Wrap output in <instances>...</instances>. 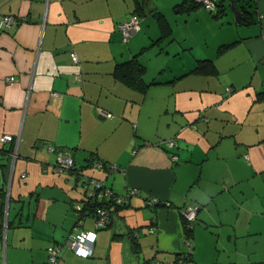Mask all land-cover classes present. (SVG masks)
Here are the masks:
<instances>
[{
  "label": "crops",
  "instance_id": "crops-1",
  "mask_svg": "<svg viewBox=\"0 0 264 264\" xmlns=\"http://www.w3.org/2000/svg\"><path fill=\"white\" fill-rule=\"evenodd\" d=\"M181 1L0 0V136L14 138L0 142V264H46V248L77 228L95 232L92 252L63 245L59 264H264V0L250 2L249 24L229 0L215 14L200 1L175 12ZM131 14L139 29L124 42ZM134 57L144 89L116 75ZM50 145L71 152L74 171L46 170ZM86 176L137 190L121 206L103 197L105 226L75 211Z\"/></svg>",
  "mask_w": 264,
  "mask_h": 264
},
{
  "label": "built area",
  "instance_id": "built-area-1",
  "mask_svg": "<svg viewBox=\"0 0 264 264\" xmlns=\"http://www.w3.org/2000/svg\"><path fill=\"white\" fill-rule=\"evenodd\" d=\"M200 1L206 8L210 11L215 10L216 6L214 0H196ZM20 20L13 15H3L1 17V22L4 26H11L13 24H17ZM118 28L122 33V40L125 42L130 37L134 31L139 29V16L137 14H131L127 19L123 20L118 24ZM72 61H77V56L74 52L70 54ZM12 78H7V81H10ZM101 114L106 117H110L111 113L101 110ZM14 141V138L11 134H3L0 136V142H8ZM165 145L167 148H172L176 145L174 138H169L165 141ZM17 147V142L15 144V148ZM49 151L54 154V161L51 167L46 168V170L50 169L55 173L63 174L71 172L75 168L74 158L69 150L66 149H55L54 146H48ZM173 158H176V155H172ZM109 171L118 170V166L115 164H109ZM95 167H101L102 164L99 161L94 162ZM21 178H26V172H22L20 174ZM78 185L84 189L86 198L83 203H75V211L78 215H83L84 211L82 208L86 206L89 202H93L96 200H101L104 196L109 197L113 200L114 203H124L127 201L128 197L137 192L136 188L129 189L126 194L118 195L115 194L108 186L104 184L101 179H98L93 176H86L78 180ZM154 200V199H152ZM79 211V212H78ZM93 212L95 216V225L96 227L105 226L109 219V210L105 207H101ZM197 207L193 205L186 206L182 212L181 216L183 220L186 222V227L191 228L193 222L196 218ZM85 213L87 211L85 210ZM77 228V227H76ZM95 238V232L91 230H79L78 228L72 234H70L63 244H51L49 245L47 250V259L46 264H59L60 260V252L62 246H68L72 249L77 255L87 257L92 252V245ZM169 264V263H163ZM192 264V263H188Z\"/></svg>",
  "mask_w": 264,
  "mask_h": 264
},
{
  "label": "trees",
  "instance_id": "trees-1",
  "mask_svg": "<svg viewBox=\"0 0 264 264\" xmlns=\"http://www.w3.org/2000/svg\"><path fill=\"white\" fill-rule=\"evenodd\" d=\"M229 1L231 3H233L234 5H236L242 11V15L244 17V18H242L243 20L241 19L243 21L242 23L249 24V23L253 22V18H251V16H249V11L251 10V8H253L252 4L250 3L252 0H229ZM241 1H242V4H240ZM214 3H215L216 8H219L222 4V0H218V2H217V0H214ZM197 5H198V1H196V0H182L181 2L175 4L173 9L175 12H187L190 9L195 8ZM215 12H216V10L213 11L214 14H215ZM153 15L158 22L160 30L163 32L164 29L167 27L166 18L164 17V15L160 11H157V10H155L153 12ZM143 74H144V66H143V64H141V62H138V60L135 57L132 59H129L125 62L119 63L117 65L116 75L118 76L119 79L126 82L130 86H135L137 88H143V89L146 88L147 83H145L143 80ZM100 163L102 164V167H104L105 169L108 170V167H109L108 163H102V162H100ZM109 164H113V163H109ZM74 170L75 169H73L72 171H74ZM102 199L103 198H101V200L89 202L86 206H84L82 208V211L85 212V210H86L87 213H93V212H96L95 210L98 208L108 207L109 203L105 202ZM152 199H154V200H152ZM149 201L151 204H155V205L156 204L164 205V203H166V202H164V200H160V199L155 198V197L150 198ZM4 202H5V195H4ZM4 202L2 200V196H1V192H0V204H2ZM111 202L113 204H115L113 201H111ZM123 204H125V203H116V206H121ZM107 209H109V208H107ZM195 220H196V218H195ZM182 223H183V228H184L186 235L189 236L193 225L191 228L186 227V222L183 220V218H182Z\"/></svg>",
  "mask_w": 264,
  "mask_h": 264
},
{
  "label": "rangeland",
  "instance_id": "rangeland-1",
  "mask_svg": "<svg viewBox=\"0 0 264 264\" xmlns=\"http://www.w3.org/2000/svg\"><path fill=\"white\" fill-rule=\"evenodd\" d=\"M217 2H218V0H217ZM240 4H242V1L240 2ZM208 10V9H207ZM228 11H229V13L230 14H228L229 16H233L234 17V15H233V9H232V7H228ZM232 13V14H231ZM173 28H174V25L172 26ZM180 28V27H179ZM202 29H203V26H199L198 28H197V32L195 33V34H198L199 36L201 35V34H203V33H205V32H207L205 29L202 31ZM178 33H179V35L180 36H183V35H188V34H192L193 32L189 29V28H187V27H181L179 30H178ZM209 34H211V32L209 33ZM180 46H181V44H180Z\"/></svg>",
  "mask_w": 264,
  "mask_h": 264
},
{
  "label": "water",
  "instance_id": "water-1",
  "mask_svg": "<svg viewBox=\"0 0 264 264\" xmlns=\"http://www.w3.org/2000/svg\"><path fill=\"white\" fill-rule=\"evenodd\" d=\"M231 7H232V9H233L234 20L237 21V22H240L241 19L244 18L243 15H242V11H241L236 5H234L233 3H231ZM16 148H17V147H16ZM16 148H15V151H14V152H16ZM14 155H15V154H14ZM23 172H25V171H23ZM21 173H22V172H21ZM21 173H20V174H21ZM12 174H13V170H12ZM20 174H19V176H21ZM11 177H12V176H11ZM11 177H10V178H11ZM8 201H9V200L6 201L7 205H8ZM7 207H8V206H7Z\"/></svg>",
  "mask_w": 264,
  "mask_h": 264
},
{
  "label": "bare ground",
  "instance_id": "bare-ground-1",
  "mask_svg": "<svg viewBox=\"0 0 264 264\" xmlns=\"http://www.w3.org/2000/svg\"><path fill=\"white\" fill-rule=\"evenodd\" d=\"M105 197V196H104ZM194 224V223H193Z\"/></svg>",
  "mask_w": 264,
  "mask_h": 264
}]
</instances>
